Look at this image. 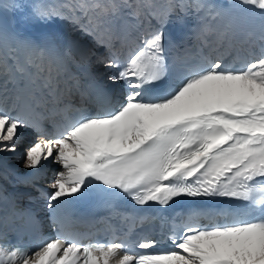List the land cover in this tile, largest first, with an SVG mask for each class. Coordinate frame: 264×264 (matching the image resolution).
I'll return each mask as SVG.
<instances>
[{
  "label": "snow or ice",
  "instance_id": "1",
  "mask_svg": "<svg viewBox=\"0 0 264 264\" xmlns=\"http://www.w3.org/2000/svg\"><path fill=\"white\" fill-rule=\"evenodd\" d=\"M189 17L186 37H166ZM26 18L63 27H0V154H20L16 183L43 197L50 235L16 242L6 223L36 231L35 198L0 183V264H264V0H52ZM89 194L103 216L73 213ZM181 198L195 203L148 235L152 206ZM218 198L239 206L204 203Z\"/></svg>",
  "mask_w": 264,
  "mask_h": 264
},
{
  "label": "bare ground",
  "instance_id": "2",
  "mask_svg": "<svg viewBox=\"0 0 264 264\" xmlns=\"http://www.w3.org/2000/svg\"><path fill=\"white\" fill-rule=\"evenodd\" d=\"M38 2H52V0H3L4 5H8L11 3H22L25 5V7L20 11H3L0 10V27L6 28L9 31H17L21 32L25 35H31V36H37L42 32L45 31H59L63 26L58 24H53L50 26H43L36 23L31 22L26 18L29 7L33 3ZM158 4L163 6L167 0H156ZM216 3H224L226 4L228 0H214ZM64 31H67L66 28H64ZM98 71L101 74H104V69L99 68ZM112 87L119 88V85H113ZM119 100V97H117V102ZM31 139V137H29ZM15 158V159H14ZM0 159L3 160L4 164L11 170V174L8 176V179L6 181H2L3 184L12 186L17 185L19 188H23V186L16 183L17 175L18 174H24L27 172V170L23 167V161L20 156V154H11V153H3L0 154ZM55 165L46 164L44 169L42 170V175L45 170H47V177L46 179L51 178V172L50 169L54 170ZM47 188H46V187ZM41 187H44V192L48 189V184L41 181ZM32 195L34 199V204L32 205L35 207L39 213H42L44 209V200L43 197H40L35 191L28 193ZM27 202L26 200H24Z\"/></svg>",
  "mask_w": 264,
  "mask_h": 264
},
{
  "label": "rangeland",
  "instance_id": "3",
  "mask_svg": "<svg viewBox=\"0 0 264 264\" xmlns=\"http://www.w3.org/2000/svg\"><path fill=\"white\" fill-rule=\"evenodd\" d=\"M160 5V4H159ZM18 155H19V153H18ZM15 159V158H14ZM48 171L47 170H45L44 171V173H47ZM50 172H52V169H50Z\"/></svg>",
  "mask_w": 264,
  "mask_h": 264
}]
</instances>
